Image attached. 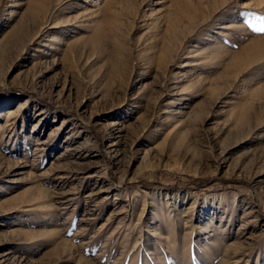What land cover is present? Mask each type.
I'll return each instance as SVG.
<instances>
[{
  "label": "rangeland",
  "instance_id": "374dc122",
  "mask_svg": "<svg viewBox=\"0 0 264 264\" xmlns=\"http://www.w3.org/2000/svg\"><path fill=\"white\" fill-rule=\"evenodd\" d=\"M0 264H264V0H0Z\"/></svg>",
  "mask_w": 264,
  "mask_h": 264
}]
</instances>
